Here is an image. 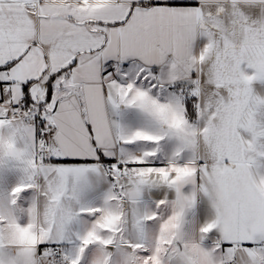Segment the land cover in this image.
<instances>
[{
  "label": "snow or ice",
  "instance_id": "1",
  "mask_svg": "<svg viewBox=\"0 0 264 264\" xmlns=\"http://www.w3.org/2000/svg\"><path fill=\"white\" fill-rule=\"evenodd\" d=\"M0 264H264V0H0Z\"/></svg>",
  "mask_w": 264,
  "mask_h": 264
}]
</instances>
